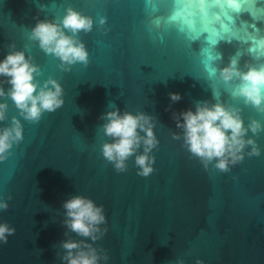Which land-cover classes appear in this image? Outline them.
<instances>
[{"label": "water", "instance_id": "obj_1", "mask_svg": "<svg viewBox=\"0 0 264 264\" xmlns=\"http://www.w3.org/2000/svg\"><path fill=\"white\" fill-rule=\"evenodd\" d=\"M156 3L158 11L151 13L145 0H0V60L9 51L26 50L42 69L37 79H58L65 100L37 124L20 117L24 139L0 161V199L12 197L9 208L0 210V223L15 227L8 242L0 243V264H62L60 243L68 238L62 205L78 194L104 205L108 232L95 243L108 253L107 264H176L179 258L185 264L198 259L203 264H264V132L254 137L261 155L248 156L249 146L243 161L230 164L228 172L205 169L183 146V138L172 136L182 131L173 113L194 109L196 101L215 103L213 87L221 102H236L226 86L203 71L201 53L211 47L208 34L190 40L184 24L188 21L195 30L198 22L196 35L210 23L224 24L226 5L211 0ZM69 5L93 17L94 27L80 33L89 63L65 71L58 58L28 36L38 20L62 18ZM248 7L251 11L239 17L237 26L255 24L264 31L259 21L264 5L252 0ZM102 16L107 17L104 27L99 25ZM156 17L162 19L160 28L152 23ZM13 43L15 49L9 48ZM249 45L219 41L213 48L223 57L217 66H225L237 52L241 67L264 62L248 54ZM173 92L182 95L179 102L171 101ZM8 103V120L0 124L19 115ZM240 103L246 123L264 121V114ZM110 104L121 112L143 111L157 118L160 143L153 149L155 170L149 176L137 174L135 156L126 172H117L104 159L102 145L109 138L101 117L113 110ZM72 237L80 239L75 233Z\"/></svg>", "mask_w": 264, "mask_h": 264}, {"label": "clouds", "instance_id": "obj_2", "mask_svg": "<svg viewBox=\"0 0 264 264\" xmlns=\"http://www.w3.org/2000/svg\"><path fill=\"white\" fill-rule=\"evenodd\" d=\"M145 4L151 13L158 11L156 0H145ZM106 23L107 17L102 16L99 25L104 27ZM152 23L160 28L162 19L156 17ZM93 27V17L69 5L62 18L57 16L51 20H38L28 39L38 42L39 48L46 54L58 58L62 69L71 71L72 65L89 63L90 53L80 33H90ZM189 38L196 39L194 35H189ZM217 44L214 42L211 47L202 50L201 65L207 78L226 86L225 91L236 102H221L220 93L213 87L215 103L210 100L196 101L194 109L173 113L176 127L182 131L173 132L172 136L175 140L182 137L183 146L192 157L200 160L205 169L211 166L221 172H228L230 164L243 161L249 146L247 155L250 157L260 156L262 152L254 137L264 132V121L252 118L246 123L240 102L264 114V62L249 61L241 67V53L237 52L225 66L218 67L217 62L222 61L223 57L213 51ZM15 47L14 43L9 45L11 49ZM28 47L30 45H25V48ZM247 52L260 61L264 57V36L251 42ZM40 75V65L34 62L26 50L9 51L0 60V78H6L0 80V122L8 120L9 99L19 113L11 117V123L0 124V161L7 159L13 146L24 139V125L20 117L37 124L45 112H55L65 103L60 81L50 76L41 83L37 79ZM4 83L10 85L7 90L2 86ZM170 99L176 103L182 99V95L173 92L170 93ZM109 107L113 110L101 117L105 121L101 129L104 136L109 138L102 145L104 159L117 172H126L129 159L135 156L137 174L149 176L155 170L153 149L160 143L155 132L157 118L143 111L121 112L114 104ZM249 132L253 135L250 136ZM141 147L142 152L139 151ZM11 199V195L7 199H0V210H7ZM62 207V223L68 237L60 243L63 249L62 264H101L102 261L107 264L108 253L97 248L95 243L108 232L104 205L78 194L65 200ZM14 233L15 227L7 221L0 223V243H7L9 236ZM72 233L80 239L73 238ZM176 264H185V261L179 258ZM196 264H203V261L198 259Z\"/></svg>", "mask_w": 264, "mask_h": 264}, {"label": "snow or ice", "instance_id": "obj_3", "mask_svg": "<svg viewBox=\"0 0 264 264\" xmlns=\"http://www.w3.org/2000/svg\"><path fill=\"white\" fill-rule=\"evenodd\" d=\"M166 4H175L177 0H163ZM211 2L216 4H225L227 11L221 13L224 24H220L218 22L210 23L208 27L204 28L202 31H199V34L196 35V31L200 29V25L197 22L194 26L188 21H184L185 31L192 33L198 39L203 33H207V40L209 45L211 46L214 42H219L221 40H227L231 42L232 40H237L242 42L243 44H249V42H253L257 40L259 37L264 36V31L258 28L255 24L253 25H243L240 23L239 27L237 26V20L244 12H250V8L248 7L252 0H239V3H232V0H211ZM257 3L264 5V0H256ZM212 11H219V8L210 10V14ZM172 20H176V16L171 17ZM218 20L219 18H214ZM260 22H264V16H262L259 20ZM241 28L244 29L241 32ZM248 47L246 48V50ZM264 59V57H261Z\"/></svg>", "mask_w": 264, "mask_h": 264}]
</instances>
